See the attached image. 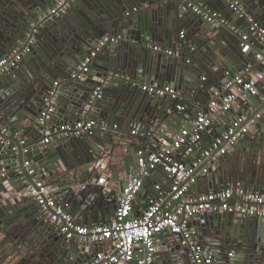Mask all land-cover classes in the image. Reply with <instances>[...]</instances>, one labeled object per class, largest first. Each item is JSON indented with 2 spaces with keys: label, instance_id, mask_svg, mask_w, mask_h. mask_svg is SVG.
<instances>
[{
  "label": "water",
  "instance_id": "95a60500",
  "mask_svg": "<svg viewBox=\"0 0 264 264\" xmlns=\"http://www.w3.org/2000/svg\"><path fill=\"white\" fill-rule=\"evenodd\" d=\"M55 1L0 0V59L16 48L20 53L16 66L0 74V126L8 128L0 135L4 141H0V172L5 171L0 177V264H83L89 260L99 245L67 239L56 231L38 214L34 200L23 199L26 183H34L37 177L62 189L58 198L69 203L72 216L81 224L106 222L117 208L123 182L106 192L92 180L104 173L108 182L114 181L115 172L129 167L130 154L135 162L138 148L154 151L160 147L161 129L178 130L180 119H196L208 111L212 99L227 94L222 89L225 71H241L246 66L236 68L235 63H248L249 58L258 62L252 53L257 52L255 46L250 55L240 50L241 36L250 22L227 10L231 0H199L218 12L215 26L201 19L191 22L183 0H73L58 15L49 12ZM236 1L264 29V0ZM185 28L188 35L180 37ZM105 35H119L121 40L103 46L84 77L72 79L80 61ZM155 46L161 51L154 50ZM258 48L264 49V40ZM262 67L258 62L255 70ZM113 72L123 77L115 78ZM55 81L60 85L51 118L39 124L37 118L46 109ZM142 82L174 87L188 108L179 110L178 99L141 90ZM97 88L100 97L92 98ZM262 98L260 91L236 99L238 114L227 117L221 131L241 116L245 118L240 126L254 122L230 151L218 155L223 146L219 145L202 157L192 175L206 178L203 192L238 183L245 190L264 193ZM82 120H94L91 134H62L60 126ZM47 128L57 132L42 145ZM198 159L201 154L194 151L184 163L193 169ZM25 161L34 175L28 174ZM205 167L206 174L202 172ZM133 168L130 165L126 174ZM191 190L196 192V184ZM189 226L212 257L211 264H264L263 218L204 213L190 218ZM170 236L167 231L155 235V264H193L179 237L169 240Z\"/></svg>",
  "mask_w": 264,
  "mask_h": 264
},
{
  "label": "built area",
  "instance_id": "2783aa9c",
  "mask_svg": "<svg viewBox=\"0 0 264 264\" xmlns=\"http://www.w3.org/2000/svg\"><path fill=\"white\" fill-rule=\"evenodd\" d=\"M71 1L73 0H56L49 12L55 15L63 13ZM183 2L196 17L211 26L217 25L219 14L209 5L199 0H183ZM229 8L250 22L247 32L241 36V52L246 54L251 51L253 46L258 48L259 43L264 40V29L245 13L244 7L236 0L229 1ZM251 35L254 37L252 38ZM184 36L185 33L181 32L180 37ZM120 40L119 35L103 36L98 44L83 57L78 67L72 72L71 78L81 79L84 77L100 49L108 44L118 43ZM154 50L161 51V48L155 46ZM18 51L19 48H16L7 57L0 59V74L16 66L20 58ZM166 52L169 55L172 54L170 50H166ZM255 56L257 61L263 65L262 69L255 70L246 66L236 73L225 71L227 81L223 84L222 89L227 91V94L212 99L207 112H200L196 119L185 122L176 131L161 129L162 134L158 137L160 147L157 150L149 151L138 148L135 151V168L126 175L127 178L119 193L117 208L109 221L93 225L76 222L69 210V203L58 198L60 188L37 177L34 183H26L22 197L34 200L38 207V214L50 221L55 230L67 239L78 238L79 241L99 245L100 250L83 264H132L133 262L155 264V235L161 234L163 231L169 232L175 238L179 237L180 245L187 248L193 264H211L212 257L197 241L195 233L189 226L190 218L204 213L225 212L242 217L264 219V193L245 190L238 183L218 191H200L194 194L191 190L192 185L196 184L197 177H199L198 175L193 176L192 172L202 161V157L209 156L214 149H218L219 145L223 146L218 151V155L230 151L254 122L250 120L244 126H240L245 117H238L227 129L217 132L220 133L217 138L213 137L214 134H217L212 131L213 119L217 115L233 108L238 97L259 94V84L264 83V49H257ZM111 75L115 78L123 77L120 72H113ZM59 85V81L53 83L45 103L46 109L40 113L37 123L44 124L51 118L54 99L57 96L56 89ZM140 88L155 96H169L178 99L181 104L177 106V109H186L181 95L170 85H160L156 82L152 84L140 83ZM91 97H100L98 88ZM94 127V120H82L62 125L59 128L63 131V135L81 137L91 134ZM7 132L6 126H0V135ZM54 132L56 133L57 129L47 128L46 137L41 141V144L51 142ZM131 133L136 134V131L133 130ZM205 135L212 136L208 146H204L202 142ZM0 141L4 142L2 136H0ZM182 151L188 159L190 153L194 151L201 154V159L193 163V169H188L184 163L185 160L175 156L177 152L180 155ZM24 152L28 153L29 150L25 149ZM24 164L27 166L28 174L34 175V169L29 168L30 162L25 161ZM158 168L163 171L164 179L155 184V194L148 199L147 207L134 216L132 214L134 199L140 193L145 178ZM202 172L206 174L207 167L203 168ZM4 173V170L0 172V177H3ZM105 181L106 179L102 177L96 183L104 186Z\"/></svg>",
  "mask_w": 264,
  "mask_h": 264
},
{
  "label": "crops",
  "instance_id": "0c3cea01",
  "mask_svg": "<svg viewBox=\"0 0 264 264\" xmlns=\"http://www.w3.org/2000/svg\"><path fill=\"white\" fill-rule=\"evenodd\" d=\"M183 3V5H184V7H185V9H186V13L188 14V17H189V19H191L190 21L191 22H196L197 20H199V18L198 17H196L194 14H192L189 10H188V8L185 6V4H184V2H182ZM239 3V2H238ZM240 5H242L241 3H239ZM243 6V5H242ZM228 7V6H227ZM227 7H225V10H226V8ZM230 8H227V10H229ZM231 10V9H230ZM225 18H223V20H224ZM226 20V19H225ZM224 20V21H225ZM182 32H184L185 34H187L188 35V31H187V29L185 28V29H183L182 30ZM256 46L258 45V44H255ZM258 47V46H257ZM255 49H259V48H255ZM240 51V50H239ZM250 53V51L249 52H247L246 53V55H250L249 54ZM252 53L253 54H255L254 53V50L252 51ZM254 56V55H253ZM254 61V59L253 58H249L248 59V63H244V62H241V61H239V62H237V63H235L236 65V68H238V67H240V64L241 65H243V66H247V67H249L250 69H255V66L257 65V63L258 62H253ZM263 64H264V61H263ZM242 70V69H241ZM142 83H145V82H142ZM259 90L260 91H262L263 92V94H264V84H259ZM183 103H185L186 104V107L188 108V103H187V101H185L184 99H183V101H182ZM181 104V103H180ZM236 104V103H235ZM233 105V108H231L229 111H227V112H225V113H223V114H219V115H217L214 119H213V123H214V125H213V128H212V131L213 132H215V133H217V132H219V131H221L222 130V128H224V126L227 124V121H226V118L227 117H236L237 116V114H238V109H237V106L236 105ZM252 110H250L249 111V113L251 112ZM186 115H189V116H193V114H192V112L190 113H188L187 112V114ZM180 126L182 125H184L185 124V121L183 120V119H180ZM175 123H176V120H175ZM248 123V122H247ZM175 126H176V124H175ZM174 126V127H175ZM211 131V132H212ZM212 138V136L211 135H205V137H204V139H203V145L204 146H208L209 144H210V142H211V139ZM125 150H126V148H125ZM179 158H181L182 160H186V159H188V157L187 156H184L183 155V151L181 152V154L179 155ZM129 162H130V165L132 166V168L134 167L135 168V162H134V160H133V155L132 154H130L129 155ZM130 165H129V167L127 168V167H125V170L123 171V173H121V171H117V172H115L114 174H113V176H112V178L114 179V181H107V177H106V175L104 174V173H102V174H100V176L97 178V179H93L92 180V184H95V185H97V181L100 179V178H105L106 179V181H105V185L104 186H102L103 187V189L104 190H106V192H109V191H111V190H113V189H115L116 188V186H115V184H117V183H121L122 184V182H124V180L127 178V174H126V171L130 168ZM133 168V169H134ZM130 171V170H129ZM107 172V171H106ZM163 179H164V173H163V171L160 169V168H158V169H156L155 171H153L147 178H145V182H144V184H143V190H142V192L140 191V193L136 196V198L134 199V205H135V210L133 211V215L134 216H137L140 212H142L144 209H145V204H146V202H147V199H149L150 197H152L154 194H155V188H154V186H155V184L156 183H160L161 181H163ZM100 186V185H99ZM205 189H207V180H206V178L205 177H201V179H200V182L198 181V184L196 185V192H198V191H202V190H205ZM60 192H62V189L60 190ZM194 194H195V192H193ZM24 199V198H23ZM26 199V198H25ZM27 200V199H26ZM111 216L112 215H110V216H107L106 217V222L107 221H109L110 220V218H111ZM76 222H78V221H76ZM105 223V222H104ZM88 224H92L93 225V223H88ZM98 224V223H97ZM99 224H102V223H99ZM172 237V238H171ZM170 239H175V236H170V238H169V240ZM168 240V241H169ZM132 264H136L135 262H133Z\"/></svg>",
  "mask_w": 264,
  "mask_h": 264
},
{
  "label": "trees",
  "instance_id": "16d2710c",
  "mask_svg": "<svg viewBox=\"0 0 264 264\" xmlns=\"http://www.w3.org/2000/svg\"><path fill=\"white\" fill-rule=\"evenodd\" d=\"M200 179H201V177H197L196 185L198 184V181L200 182ZM198 192H200V191H198Z\"/></svg>",
  "mask_w": 264,
  "mask_h": 264
}]
</instances>
